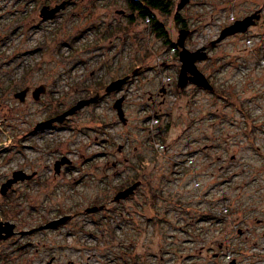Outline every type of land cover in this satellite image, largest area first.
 <instances>
[{
    "label": "rangeland",
    "instance_id": "374dc122",
    "mask_svg": "<svg viewBox=\"0 0 264 264\" xmlns=\"http://www.w3.org/2000/svg\"><path fill=\"white\" fill-rule=\"evenodd\" d=\"M170 1L156 20L171 42L184 30L188 50L205 48L196 66L213 91L177 86V51L125 0H0V175L38 172L7 193L18 233L0 243V264H264V0ZM258 12L245 32L217 41ZM25 88L23 101L14 97ZM97 93L64 123L37 127ZM63 155L70 165L51 178ZM137 179L132 197L111 202ZM103 202L106 211H90ZM64 214L73 217L38 229Z\"/></svg>",
    "mask_w": 264,
    "mask_h": 264
},
{
    "label": "water",
    "instance_id": "95a60500",
    "mask_svg": "<svg viewBox=\"0 0 264 264\" xmlns=\"http://www.w3.org/2000/svg\"><path fill=\"white\" fill-rule=\"evenodd\" d=\"M182 2H184V1H182ZM63 7H64V3L56 5L55 7L51 8V9L49 8V6H43L41 8V10H40V15L44 16L46 14L47 15L54 14L55 12L60 10V8H63ZM117 12L118 13H122L123 11H117ZM258 18H259V12L251 14V15H248V16L244 17L243 19L235 20L231 25L225 27L220 32L217 41L222 40L223 38H225L227 35H230V34H235L237 32H245L246 29L250 25H254L255 24V22H256V20ZM185 32L186 31L181 30L180 31V36L181 37H178V39L175 42L177 44V46L180 47L179 59H180V62H181L180 70H179V74H178L177 85H178L179 88H182L188 82H190V83H192V84H194V85H196L198 87H201L203 89L213 91V86L209 83V81L206 78V76L196 66V62L198 60H203V59L207 58V53L205 51V48L201 47V48H198V49H196L194 51L188 50L184 46L183 35L185 34ZM215 42H216V40L212 41L210 43V45L214 44ZM127 79H128V76H124V77H121V78H118L116 80L111 81L105 87V92H111V91L119 89L126 82ZM161 91H163V90H161ZM26 92H27V88H25L23 90H20L19 92L14 93V97L19 99L20 101H23L25 99ZM44 92H45V86L44 85H40L39 87H37L33 91V93H32L33 98L34 99H38L39 95L41 93H44ZM98 98H99V94L97 93L94 96H90L88 98L80 99L74 105H72L70 108H68L67 110H64L60 114L56 115L54 118H52L50 120H47L45 122H42V123H50V122H53V121H63L66 117L75 114L78 110H80L81 108L87 106L90 103L95 102ZM123 100H124L123 96H120L118 99H116L115 102L113 103V108L116 110L117 117L119 118V120L124 124V123H126V118L124 116V111H123V108H122ZM39 124H41V123H39ZM24 178H25V175H24V173L22 171L15 172L13 179L10 180L7 184H5V185H3L1 187V193L5 194V192L7 190V185L10 186V184L12 182L17 181L18 179H24ZM138 184H139L138 182L132 184L127 189V191L125 193L132 192V190ZM94 209L95 208H90V211H92ZM67 219H68V216L60 217V218L55 219V220H53L51 222H48L47 224L42 225L40 227V229L41 228H52V227H55V226L65 222ZM12 228H13V224H11V226L9 227V229H8L6 235H4V237H7L8 235L12 234ZM50 262H51V260H49L47 262V264H50ZM230 264H235V261L232 260L230 262Z\"/></svg>",
    "mask_w": 264,
    "mask_h": 264
},
{
    "label": "flooded vegetation",
    "instance_id": "af4514ba",
    "mask_svg": "<svg viewBox=\"0 0 264 264\" xmlns=\"http://www.w3.org/2000/svg\"><path fill=\"white\" fill-rule=\"evenodd\" d=\"M43 7V6H42ZM41 7V8H42ZM40 12V11H39ZM235 35V34H234ZM178 47V46H177ZM178 53V56H179V51L177 52ZM127 81V80H126ZM189 84H192V83H190V82H188ZM187 83V84H188ZM186 84V85H187ZM185 85V86H186ZM194 85V84H193ZM178 86V85H177ZM196 86V85H195ZM122 87V86H121ZM121 87L119 88V89H117V90H120L121 89ZM29 90V89H28ZM117 90H114V91H112V92H115V91H117ZM161 90H163V91H161ZM165 88L164 87H162L161 89H160V92L162 93V94H164L165 93ZM104 92H105V90H104ZM112 92H105V93H112ZM27 93H28V91H27ZM26 93V94H27ZM157 95H161L160 93H158ZM90 97V96H89ZM99 98H100V95H99ZM98 98V99H99ZM150 98H151V100H152V102L154 101L153 100V96H150ZM97 99V100H98ZM96 100V101H97ZM95 101V102H96ZM91 104V103H90ZM56 115H58V114H56ZM56 115H54V116H51V117H46V118H44V119H42L41 121H39L38 123H37V127H40V129H45V128H48V127H52V126H54V125H56V124H58V125H60V124H62V123H64L70 116H68V117H66L63 121H53V122H50V123H42V122H45V121H47V120H50V119H52V118H54ZM39 123H41V124H39ZM3 147L1 146L0 147V152L1 151H3ZM119 152L122 150L121 148H118L117 149ZM58 163V164H57ZM57 164V165H56ZM70 165V160L69 159H67V157L66 156H61L59 159L57 158V159H55L54 160V162H53V165L51 166L52 168V171H53V176H51V178H55L57 175H61L62 174V171L64 170H66V168L68 167ZM112 166H116V163L115 162H113L112 163ZM17 171H22L23 173H24V175H25V178L24 179H18L17 181H14V182H12L11 184H10V186H8L7 185V190H6V192H5V194H2L1 193V187L3 186V185H5V184H7L10 180H12L13 179V177H14V173L15 172H17ZM30 175V176H29ZM16 176V175H15ZM28 176V177H27ZM37 178H38V172L36 171V170H34V171H31V172H27V171H25V170H22V169H14V170H10V171H8V172H5V173H3V175H0V194L2 195L1 196V201H3V205H0V243H4V242H7V241H9L13 236H15L17 233H18V230H17V223L16 222H14V221H12L11 219H10V217H7V214H8V210H9V208H10V203H9V197L7 196V193L9 192V190H11L12 189V187L14 186V185H17V184H19V183H29V182H36V180H37ZM47 181V180H46ZM136 182H138L139 184L132 190V192H130V193H125L126 191H127V189L132 185V184H134V183H136ZM141 180H139V179H137L136 181H134V182H132V183H129V184H127V185H125L124 187H119V189H117V192L114 194V196L112 197V199H111V202L112 203H120V202H123V201H125L126 199H129L130 197H132L135 193H136V191H137V189L141 186ZM91 208H95L94 210H92L91 212L92 213H98V212H103V211H106L107 209H108V207H107V204L106 203H100V204H96V205H94V206H92ZM124 210H120L119 211V214L121 215V216H123L124 215V212H123ZM60 216H62V215H59V216H56L55 218H51L49 221H46L44 224H47L48 222H51V221H53V220H55L56 218H58V217H60ZM63 216H68V218L69 219H71L73 216L72 215H68V214H64ZM69 219H67V220H69ZM10 224V225H9ZM11 224H13V228H12V234H10V235H8L7 237H4V235H6V233H7V231H8V229H9V227L11 226ZM44 224H42V225H44ZM42 225H39L38 226V229L39 230H53V229H56V228H58L60 225H58V226H55V227H52V228H41L40 229V227L42 226ZM63 225V224H62ZM7 227V228H6ZM21 233H23V231L21 230ZM15 246H16V249L17 250H22V249H24V245H16L15 244ZM4 258H6V253H4L3 251H1V248H0V262H2V261H4ZM49 260H51V262H50V264H54V261H55V257L54 256H52V257H50V259ZM48 260V261H49ZM47 261V262H48ZM47 262L45 263V264H47ZM68 264H73V262L72 261H69L68 262Z\"/></svg>",
    "mask_w": 264,
    "mask_h": 264
},
{
    "label": "trees",
    "instance_id": "16d2710c",
    "mask_svg": "<svg viewBox=\"0 0 264 264\" xmlns=\"http://www.w3.org/2000/svg\"><path fill=\"white\" fill-rule=\"evenodd\" d=\"M127 6L133 13H136L140 17L144 18L153 27V30L156 32L157 36L160 37L166 45L172 47L178 52L177 44L171 42L168 39L167 32L159 21L156 20L154 10H158L161 13H169L171 9L170 0H125ZM132 19V17H130ZM174 19L180 23L182 27L185 26L184 21L181 19L178 13H175ZM184 31V30H183Z\"/></svg>",
    "mask_w": 264,
    "mask_h": 264
}]
</instances>
